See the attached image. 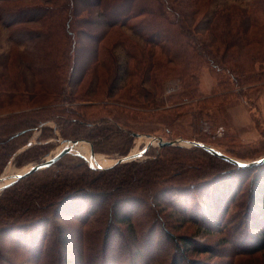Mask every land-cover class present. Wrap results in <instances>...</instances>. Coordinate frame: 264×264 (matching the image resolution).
I'll return each mask as SVG.
<instances>
[{
	"label": "trees",
	"instance_id": "trees-1",
	"mask_svg": "<svg viewBox=\"0 0 264 264\" xmlns=\"http://www.w3.org/2000/svg\"><path fill=\"white\" fill-rule=\"evenodd\" d=\"M216 2V0H0V28L9 31L8 38L13 44L3 56V65H0L2 73H6L4 76L0 75V87L11 91L21 86L22 89L28 88L22 77L28 70L32 77L31 87L35 89L29 92L30 97H27L26 103L38 99L42 106H45L43 103L49 104L57 100L64 90L67 76L71 75L76 82L74 88L81 86L83 89V78L87 75L86 77L94 80L96 85L112 89L116 74L115 71L109 70L122 68V65H119L121 63H118L120 59L118 54L122 53L128 59L123 68L132 71L126 74L129 90L149 81L154 89L158 88L161 92L164 82L171 78H177L187 88L196 83V73L204 66L207 68L210 66L216 71L222 68L233 77L237 86L250 88L254 81L258 82L263 76L261 74L263 72L258 70L264 65V0H250L245 8L235 4L218 6ZM125 28L130 32H126ZM19 47L22 48L21 51ZM24 54L32 57V61L26 65L19 58ZM80 59H84L83 62H80ZM77 70L80 71L79 75H74V71ZM137 75L140 80L133 82ZM149 96L150 92H144L146 99L149 100ZM133 97H137V94L129 98ZM188 97L189 90L180 94L182 100ZM27 117L25 120L12 118L0 121L1 148L22 135L25 132L24 128L36 127L43 119L41 116H32L31 113ZM104 135L106 134L100 129L91 137H106ZM169 149L180 151L179 148L173 147L161 148ZM191 151L202 153V157L213 161L207 167L211 170L210 173L204 172L197 180L187 184H182L184 180L179 181L184 179L182 176L187 177L188 173L200 171L201 168L186 165V162L185 164L178 162V155H175L174 151H168L172 170L166 166L165 161L161 162L158 159L152 164L132 162L117 165L101 173L102 175L95 176L94 180H98L99 177L102 180L97 184L96 181L86 180L91 186H87L88 182H83L79 178L77 182L72 181L70 184L44 182V185L37 189L41 194H36L34 200H23L21 198L23 193L8 194L4 198L5 202L3 198L0 199L2 203L0 210L6 213L10 207L16 218L4 224L3 229L7 227L5 230L13 233L12 236L22 243L29 255L35 254L37 262L46 254L47 256L52 254L56 258L53 264L67 262L63 259L62 251L70 249L71 246L66 245L64 241L68 235L64 234L63 239L61 229L56 224L60 217L57 211L65 208L69 202L81 199L86 201L89 208L83 211L81 218H76L79 226L83 228L77 229L78 240L75 247L77 251L72 254L70 264H80L84 257L90 261L89 264H97V261L106 259L114 261L117 258L121 259L124 254L130 257L131 263L134 262V258L137 260L144 257V264H150L155 258L159 259L157 254L151 253L150 248L155 247L154 244H159L161 240L171 246L169 264H222L211 261L212 258L222 257L229 259L245 257L249 260L246 264H258V259H261V264H264V164L240 169L200 148L193 147ZM176 157L178 159H175ZM218 162L230 167L222 170L223 167L218 165ZM84 164L88 168L86 162ZM169 170L172 171V175H166ZM159 171L163 181L175 179L176 182L169 183L170 187L159 186L152 192L150 178ZM223 181L231 188L227 191V200L230 199L231 202L236 200L237 188L244 187L241 193L246 195L245 200L239 206L246 215L248 225L245 220L241 225L244 226V231L249 230L250 235L238 237L244 239L243 248H237L234 253L226 256L223 245L228 243L227 240L216 241V245H213L195 240L192 236L196 235L170 237L169 232L163 227V222L159 223L161 239L154 242L156 222L157 219L161 221V218L157 214L152 216L145 213L141 215L142 219L151 224L146 225V229H143L144 235L138 240L133 228L135 219L132 218V214L142 206L145 197L150 195L154 200L153 206L158 202L164 204L161 211L171 209L174 216L190 222L196 231L202 230L203 235L210 236L222 231L224 227L221 226V218L224 220V217L221 215L229 213L230 204L227 201L216 198L218 200L215 208L219 209V214H214L211 210L214 208L212 202L204 204L206 210L208 209L206 212H200L198 209L195 212L190 210L189 214L187 206L190 208L192 202L196 203L195 191H203L204 187H208L206 190H210L212 194L211 187L217 183L223 184ZM139 187L142 191L137 193ZM146 191L148 193H145ZM189 192L194 193L191 202L186 201L187 205L178 206V203L175 205L177 194L180 199L181 193L186 197ZM167 193L172 195L168 200L165 199ZM213 196L209 195L207 199ZM25 202L28 204H22ZM103 202L104 206L100 205ZM94 203L97 204L95 210L91 208ZM131 204L135 207L132 208ZM120 205H123V211L117 213ZM126 206L130 208L124 209ZM101 211L105 212V215L107 213L104 227L84 231L87 222ZM24 213H29L30 217H18ZM100 216L97 217V222ZM138 219L140 220V216ZM93 236L102 238L101 242L98 240L95 243L92 240ZM49 237L54 239L53 245L47 242ZM85 248L94 251L93 257H86L84 252L88 249ZM112 250H115L117 255H110L108 259L106 253ZM0 261L3 264H15L3 255L0 256ZM104 262L106 264L107 261ZM241 262L239 260L238 264Z\"/></svg>",
	"mask_w": 264,
	"mask_h": 264
},
{
	"label": "rangeland",
	"instance_id": "rangeland-1",
	"mask_svg": "<svg viewBox=\"0 0 264 264\" xmlns=\"http://www.w3.org/2000/svg\"><path fill=\"white\" fill-rule=\"evenodd\" d=\"M216 1L218 6L219 4H235L243 8L250 2V0ZM125 30L126 32H130L127 28H125ZM8 35L9 31L0 28V65H3V56L13 47ZM25 49L29 50L27 48ZM19 50L21 51L22 48L19 47ZM118 55L120 57L118 63H121L119 65H122V68L119 70H109L115 71L114 73L116 74L112 89L96 85L94 80H91L90 77H86L87 75L83 78L84 88L81 89V86L74 88L76 82H74L75 79L71 75L70 77L67 76L64 90L57 100L49 104L43 103L45 106H42L38 99L26 103L28 100L27 97H30L29 92L35 89L31 87L32 77L28 70L25 72L24 76H22L28 88L22 89L21 86L17 89L13 88L11 91L0 87V121H8L12 120V118L25 120L28 119L27 115L30 113L32 116H41L43 118L42 121H39V125L36 127L24 128L23 131L25 132L22 135L11 140L10 144L4 148L0 147V177H8L7 179H9L11 176L21 174L24 170L48 160L59 151L62 144L67 140L84 143L92 155L110 160L111 162L113 161V163L118 158L142 151L151 137H159L163 141L183 139L199 142L243 162L253 161L264 156V65L258 70V72H263L261 73L263 76L258 82L254 81L250 88H240L237 86V82L233 77L228 75L229 73L224 71L220 66V71H216V69L210 68V66H208V68L204 66L196 73V83L187 88L177 78H171L164 82L161 92L158 88L154 89L149 81L140 84L138 88L134 87L133 90H129V80L126 74L132 73V71L123 68V65L125 66V62H127L128 59L124 57L122 53ZM19 58L25 65L32 61V57L29 54L21 55ZM80 60V62H83L84 59ZM78 72L80 71H74V75H79ZM95 72L98 73V71ZM5 74L6 73H2L0 69V75L4 76ZM133 79V82L139 81V75L135 76ZM124 85L125 87L122 88ZM25 90L27 92H25ZM186 90H189V97L185 100L180 99V94ZM146 91L150 92L149 100L144 97V92ZM133 94H137V97L130 99L129 97ZM180 107L184 108L180 109ZM100 129L103 130V134H106L104 135L106 137L98 138L94 136L92 138L91 136ZM109 131L113 132L110 133ZM173 148H179L180 151L172 149L161 150L155 141L146 152L139 156V158L127 163L133 162L139 164L148 162L152 164L155 159H158L161 162L165 161L166 166L172 170L173 167L170 165L169 161L171 158L167 153L168 151H174L175 155L179 157V159L177 157L175 158L178 159V162L184 164L186 162V165L201 168L200 171L188 173L187 177L186 175L182 176L184 179L179 180L181 182L184 180L182 184L197 180L204 172H206V174L211 172L207 167L213 160L211 161V159L207 157H202V153L191 151L193 147ZM79 157L80 156H77V154L73 152V154L63 156L52 166L31 173L28 178L23 177L18 180L15 185L13 184L11 187L1 191L0 199L3 198V202H5L4 198L8 196V194L13 193V195H19V193H23L21 196L23 200H34L36 199V194H41L40 190L37 191V189H39L41 185H44V182L51 183L54 181L58 184H70L72 181L77 182L80 178L83 182H88L86 180H90V182L96 181L97 184L102 180H100V177L98 180H94V177L102 175L101 173H105L107 170L111 169L108 167L113 164L105 167L103 170L91 169L87 162L83 159L88 168L81 160L82 158L80 157V159ZM217 164L223 167L222 170L230 167H227L221 162ZM105 165L101 164L98 166ZM170 170L166 175L173 174ZM234 177L236 178V176ZM150 181L152 192L159 186L170 187L171 185H169V183L176 182L175 179L166 182L163 181L160 171L155 172L154 175L151 176ZM90 182H88L87 186H91ZM231 185L233 187V183ZM207 188L208 187H204L203 191H195L194 200L196 203L192 202V207L190 206V208L187 206L188 213L190 210L195 212L198 209H200V212H206L208 210H206L204 206L206 202H212L215 208L218 199L221 198V200L227 201V203L230 204L229 213L227 215H221L224 217V220L221 218V226L224 227L222 231L210 236L203 235L202 230L199 229V231H196L195 226L190 222L183 221L177 216H174V212H172L171 209L166 208L164 211H161L164 207L162 205L164 204L158 202L153 206L154 200L150 195L149 197H145L142 206L137 208L132 214V218L135 219L133 221V228L136 231L138 240L144 235L143 229H146V225L151 224L146 223V220L142 219L141 215L145 213L152 216L157 214V216L161 218V221L157 219L156 222V239L154 242H158L161 239L160 235L162 234L160 232L162 231L159 229V223L163 222V227L169 232L170 237L196 235L192 236L195 240L213 245H216V241L220 242L221 240H227L228 243L223 245L226 256L234 253L237 248H243L244 239L238 237L241 235L243 238L247 234L250 235L249 230L244 231L245 228L241 225L243 220L247 223L246 215L242 213L243 209L239 206V204L245 200L246 195L241 193L244 187L237 188L235 191L236 200L233 202H231L230 199L227 200V191L231 188H228V185H226L224 181L223 184L217 183L215 186L211 187L212 194L210 190L207 191ZM26 189H29V191H26ZM140 191H142L141 187L137 189V193H140ZM145 193L148 192L146 191ZM190 193L191 192H189L186 197H184V193H181L180 199L179 194H177L178 199L175 205H177V203L178 206L179 204L187 205L186 201L191 202L194 193ZM209 195L214 196L211 199H207ZM171 196L172 195L167 193L165 199L168 200ZM217 197L219 198L216 200ZM37 202L41 203L40 201ZM22 204L28 203L25 202ZM104 204L105 202L100 205L104 206ZM96 206L97 204L94 203L91 208L95 210ZM131 206L132 208L135 207L134 204H131ZM80 208L82 210H80ZM88 208L89 205L85 200L81 201V199H76L69 202L65 208H60L57 211L60 217L58 216L59 220L56 224H58L61 229L63 239L65 235H68V237H65L64 241L66 245L71 246L70 249L62 251L63 259L67 262L62 261L61 264H70L72 261V254L77 251L75 248L78 240L77 229L81 226H79V222L76 221V218H81L84 214L83 211H87ZM126 208H130V206L124 207V209ZM175 208L177 207L175 206ZM214 208L211 209L214 214H219V209ZM13 209L15 210L14 207ZM8 210L9 211L6 213L0 210V256H5L15 264H53V261L55 263L56 258L53 257L52 254L49 256H47V254L44 255V257L42 256L37 262L35 254H33V256L29 255L22 246V243L18 242L14 235L12 236L13 233L11 234L10 230H5L7 227L3 229L4 224L16 218L15 214L13 215L12 210H10V207H8ZM121 211H123V205H120L119 209L116 210L117 213ZM75 212L78 214H75ZM99 216L100 220L97 222L96 219ZM139 216L140 220L138 219ZM18 217L26 218L30 217V215L29 213H24ZM105 220H107V213L105 215V212L101 211L87 222L85 225L86 229L84 228L83 230L93 231L95 229H102ZM151 222H153V220ZM73 231L74 233H72ZM90 231H88V233ZM68 239L69 241H67ZM92 240L97 243L98 240L101 242L102 238L98 239L97 236H93ZM47 242H51V245H53L54 239H50L49 237ZM154 245L155 247L152 246L150 248L152 251L151 253L157 254L159 259L155 258L150 264H169L171 261V246L164 243L163 240L159 241V244ZM218 247L221 248L222 246ZM141 249L143 250L142 247ZM114 251L115 250H112L106 253L108 259L110 255H117ZM93 253L94 251L89 249L84 252L88 258L93 257ZM199 257L208 256L199 255ZM33 260H35V262ZM239 260L242 261L241 264H246L249 261L245 257H237L236 259H229L227 257L211 259L212 262L218 261L222 264H229V262L230 264H238ZM84 261L85 264L90 263V261L84 257L80 264H83ZM104 261H107L106 264H144L145 259L144 257L137 258V260L134 258V262L131 263L130 257L124 254L121 259L117 258V260L114 261H109L107 259L103 261L100 260L97 261V264H101V262L104 264ZM258 262V264H261L262 260L258 259ZM0 264L3 263L0 261Z\"/></svg>",
	"mask_w": 264,
	"mask_h": 264
},
{
	"label": "water",
	"instance_id": "water-1",
	"mask_svg": "<svg viewBox=\"0 0 264 264\" xmlns=\"http://www.w3.org/2000/svg\"><path fill=\"white\" fill-rule=\"evenodd\" d=\"M149 139H150V141L143 148L142 151H140L137 154H129L127 156L118 158L108 168H112V167H115L117 165L124 164V163L130 162L132 160H135V159L139 158V156L141 154H143L144 152H146V150L150 146H152L153 142H155V141L157 142V146L159 148H162V147H196V148H200V149L204 150L205 152H207L208 154H210L211 156L219 158V159H221V160H223V161H225V162H227V163H229V164H231V165H233V166H235L237 168H240V169L252 168V167H256V166L264 164V156L259 158V159L253 160V161L243 162V161L236 160V159H234L232 157L226 156L225 154L221 153L220 151H218V150H216V149H214V148H212V147H210L208 145H205V144H202V143H199V142H195V141H187V140H183V139H176V140H171V141H163L159 137H157V138L151 137ZM68 142L71 143V144H76L77 143V141H68V140L65 141L64 143L66 144ZM68 154H73L71 145H69V146L65 145L61 150H59L53 157L49 158L48 160L30 167L27 171H25V172H23L21 174L14 175L12 180H10L8 183L3 184L2 186H0V192L3 191L6 188L12 186L18 180L22 179L23 177H25V176H27L29 174L52 166L59 159H61L63 156L68 155ZM76 154H77V156H80L82 159H84V161L87 162L88 166L91 169L103 170L105 168V167H101V166H92L89 163V161L86 160L81 154H78V153H76ZM92 157H94V155H92ZM6 179H7V177H0V183L4 182Z\"/></svg>",
	"mask_w": 264,
	"mask_h": 264
},
{
	"label": "bare ground",
	"instance_id": "bare-ground-1",
	"mask_svg": "<svg viewBox=\"0 0 264 264\" xmlns=\"http://www.w3.org/2000/svg\"><path fill=\"white\" fill-rule=\"evenodd\" d=\"M65 145H71L72 147V152H75V153H78V154H81L83 155V157L89 161V163L92 165V166H98V165H105V164H108V165H105V166H101V167H107V166H110L113 161L111 162L110 160H105V159H102L100 157H97V156H94L92 157L88 147L86 145H84V143H80V142H77L76 144H71V143H63L62 144V148L65 146ZM60 147L59 150H61L62 148ZM134 154V153H133ZM137 154V153H135ZM97 155V154H96ZM28 169L24 170L23 172L27 171ZM14 172V171H13ZM10 176V175H9ZM8 178V177H7ZM13 176L9 177V179L5 180L4 182L0 183V186H2L3 184H6L8 183L10 180H12Z\"/></svg>",
	"mask_w": 264,
	"mask_h": 264
}]
</instances>
